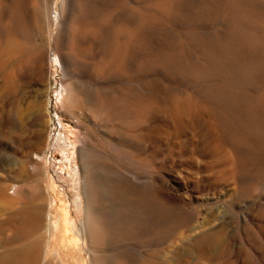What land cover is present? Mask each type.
<instances>
[{
	"label": "rangeland",
	"instance_id": "374dc122",
	"mask_svg": "<svg viewBox=\"0 0 264 264\" xmlns=\"http://www.w3.org/2000/svg\"><path fill=\"white\" fill-rule=\"evenodd\" d=\"M0 5V46L26 50L0 58V187L17 197L0 220L50 212L44 264H264V0ZM94 185L122 187L126 214L90 246Z\"/></svg>",
	"mask_w": 264,
	"mask_h": 264
},
{
	"label": "bare ground",
	"instance_id": "6f19581e",
	"mask_svg": "<svg viewBox=\"0 0 264 264\" xmlns=\"http://www.w3.org/2000/svg\"><path fill=\"white\" fill-rule=\"evenodd\" d=\"M46 11V19L48 20V23H50L47 8ZM19 15L21 16V14ZM11 19L15 20L16 18L12 17ZM39 22L41 24V20ZM17 31L22 32L20 29H17ZM23 32H26V29L23 30ZM22 35L25 36V34ZM25 51L26 50H24L21 44L8 39L4 46H0V58L2 55L14 56L15 54L24 53ZM53 58L54 61L57 62V65L62 67L61 60L57 53H55ZM1 67L2 63L0 61V68ZM12 82L10 75L5 77V91L12 90L14 85ZM71 90V88L67 89V94L65 96L70 108L74 107L77 101L80 102L82 99L79 95L75 96L72 94ZM60 91L61 97H64V94L66 93V85L61 84ZM20 103L19 105H21ZM86 157V154L81 155L82 159ZM88 185L89 183H85L86 190L88 189ZM94 188H97L95 193L98 191L100 192L98 204L93 202L91 200L92 198L89 199L88 197L85 214L86 224L84 229L81 226L79 231H76L80 237L89 242L90 246L94 244H105L107 241V235L110 231L120 232V226L125 222L126 214V210L123 208L124 198L122 187L94 185ZM32 196L33 198L29 199L30 202L39 199V191L37 187L34 192H32ZM16 200L17 197L15 195H7L5 190L0 187V204L2 206L13 207L16 204ZM42 217L43 211L39 208V205L28 206L25 204L20 209L10 212L5 218L0 220V244L3 247V250L0 253V264H40V260L42 261L41 264L45 263L46 256L48 255L47 250L51 243L50 234L52 228L55 227V221H50V212L46 224ZM8 230H11V234L7 233ZM55 250L56 249H54V251ZM120 253L121 252H114L105 254L101 257H95L93 262H95V264H107L110 263L108 258L112 256L113 263L118 264L117 261L118 257L121 256Z\"/></svg>",
	"mask_w": 264,
	"mask_h": 264
}]
</instances>
